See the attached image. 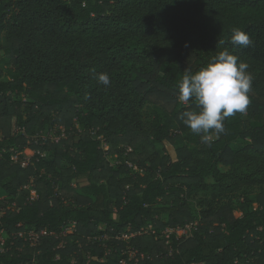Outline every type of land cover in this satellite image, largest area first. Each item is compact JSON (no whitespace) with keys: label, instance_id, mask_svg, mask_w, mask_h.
<instances>
[{"label":"trees","instance_id":"obj_1","mask_svg":"<svg viewBox=\"0 0 264 264\" xmlns=\"http://www.w3.org/2000/svg\"><path fill=\"white\" fill-rule=\"evenodd\" d=\"M224 48L251 103L206 143L178 83ZM1 235L0 264H264V0H0Z\"/></svg>","mask_w":264,"mask_h":264},{"label":"clouds","instance_id":"obj_2","mask_svg":"<svg viewBox=\"0 0 264 264\" xmlns=\"http://www.w3.org/2000/svg\"><path fill=\"white\" fill-rule=\"evenodd\" d=\"M251 43V37L246 31L240 28L232 30L233 46L247 47ZM248 68L249 65L245 61L224 48L194 74L185 71L179 81L178 100L186 104L191 99L199 109L184 112L183 123L204 142H209L210 133L219 135L225 131L227 118L237 113H247L253 82ZM96 79L106 87L111 83L107 73L98 74Z\"/></svg>","mask_w":264,"mask_h":264},{"label":"built area","instance_id":"obj_3","mask_svg":"<svg viewBox=\"0 0 264 264\" xmlns=\"http://www.w3.org/2000/svg\"><path fill=\"white\" fill-rule=\"evenodd\" d=\"M46 136V135H45ZM44 136V137H45ZM107 148V147H106ZM27 149H25L26 151ZM31 150V149H30ZM25 151H24V154H25ZM34 151V155H35V150ZM40 153V152H38ZM32 155L31 157H28L26 154V160L23 162V166H26L28 163H31V158L34 156ZM45 154L41 153V156H44ZM16 158V157H15ZM132 166V165H131ZM136 168V167H135ZM31 197L32 198H35L36 197V191L35 190H32L31 191ZM73 224V226H72ZM198 225V222H191V223H187L185 224L184 226H178V227H167L163 234L166 236V237H169L171 234H176V236L180 239H187L189 237L192 236V233H193V230L197 227ZM76 226V223L73 222V223H70L68 224L66 227H65V232H70V228L71 227H75ZM151 227V226H150ZM23 233L21 232L20 235H22ZM28 240L30 241L31 245H37V243L39 242L41 236L43 235H46L47 234V231L45 230H41L40 232H37V231H34V230H30L28 231ZM124 238H128L129 235L127 234H123L122 235ZM5 244V239H4V236H0V250L1 251H5L6 248L4 246ZM131 255H134L135 252H130ZM143 256V254H142Z\"/></svg>","mask_w":264,"mask_h":264},{"label":"rangeland","instance_id":"obj_4","mask_svg":"<svg viewBox=\"0 0 264 264\" xmlns=\"http://www.w3.org/2000/svg\"><path fill=\"white\" fill-rule=\"evenodd\" d=\"M4 74H6V71H4ZM59 130H61L59 127L58 128H54V129H52L50 132H49V134L54 138H58L59 137V135L61 134V132L59 131ZM211 138L212 139H216V137L213 135V136H211ZM165 146H166V151L173 157V158H176V152H175V145H173L172 143H170V142H168V141H166L165 142ZM25 154L28 156V157H31L32 155H34V151L33 150H30V149H27L26 151H25ZM110 159H111V161H112V163H115L116 162V160L114 159V158H111V157H109ZM257 207V205L256 204H254L253 205V208H256ZM72 226H73V224H72ZM73 227H71L70 228V232H72L73 231Z\"/></svg>","mask_w":264,"mask_h":264}]
</instances>
